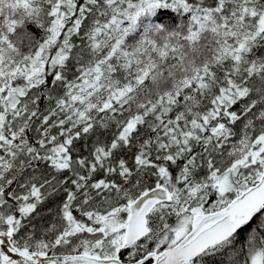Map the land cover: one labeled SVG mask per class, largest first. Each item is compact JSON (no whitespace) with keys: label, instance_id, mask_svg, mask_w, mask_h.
I'll use <instances>...</instances> for the list:
<instances>
[{"label":"snow or ice","instance_id":"1","mask_svg":"<svg viewBox=\"0 0 264 264\" xmlns=\"http://www.w3.org/2000/svg\"><path fill=\"white\" fill-rule=\"evenodd\" d=\"M0 264H264V0H0Z\"/></svg>","mask_w":264,"mask_h":264}]
</instances>
